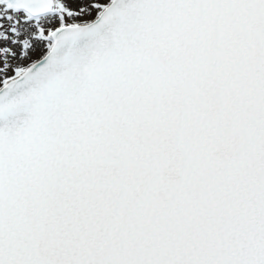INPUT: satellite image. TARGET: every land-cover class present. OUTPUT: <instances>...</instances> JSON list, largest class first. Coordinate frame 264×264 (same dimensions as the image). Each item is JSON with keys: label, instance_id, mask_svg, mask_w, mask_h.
I'll return each mask as SVG.
<instances>
[{"label": "snow or ice", "instance_id": "obj_1", "mask_svg": "<svg viewBox=\"0 0 264 264\" xmlns=\"http://www.w3.org/2000/svg\"><path fill=\"white\" fill-rule=\"evenodd\" d=\"M0 264H264V0H0Z\"/></svg>", "mask_w": 264, "mask_h": 264}]
</instances>
